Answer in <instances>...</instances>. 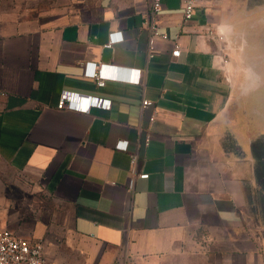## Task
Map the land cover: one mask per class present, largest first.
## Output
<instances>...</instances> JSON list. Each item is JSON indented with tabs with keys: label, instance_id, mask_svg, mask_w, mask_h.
I'll return each instance as SVG.
<instances>
[{
	"label": "crops",
	"instance_id": "0c3cea01",
	"mask_svg": "<svg viewBox=\"0 0 264 264\" xmlns=\"http://www.w3.org/2000/svg\"><path fill=\"white\" fill-rule=\"evenodd\" d=\"M15 1L0 16V164L25 182L0 174V230L40 242L48 264H264V82L236 98L217 36L222 22L254 30L264 9L200 0L183 23L180 0H164L168 38L150 57L151 0ZM86 62L142 84L98 87ZM63 91L110 108L58 110Z\"/></svg>",
	"mask_w": 264,
	"mask_h": 264
},
{
	"label": "built area",
	"instance_id": "2783aa9c",
	"mask_svg": "<svg viewBox=\"0 0 264 264\" xmlns=\"http://www.w3.org/2000/svg\"><path fill=\"white\" fill-rule=\"evenodd\" d=\"M164 0H151L150 10L148 18L146 20L147 30L149 33V52L150 57H152L154 52V43L157 38L161 40H167L168 36L165 33L159 31V20L158 16L162 11V3ZM200 0H180L182 8V20L183 23L190 21L198 6ZM211 33V32H210ZM212 34V33H211ZM218 36L219 40L222 37ZM122 40V35L120 32L111 33L109 38L108 47H110L114 42ZM178 40V36L176 41ZM180 55V46L178 43L174 44V48L171 51L172 57H178ZM84 76L95 80L98 87H103L106 81L117 80L126 83H131L134 85H141L142 78L140 75V70H132L122 75L118 69L108 66L105 64H97L94 62H86L83 66ZM142 107L151 106L152 103L148 100H142ZM102 108L104 110H109L110 100L99 99L90 96H81L77 93H72L68 91H63L60 93L56 108L58 110H69L76 112L87 113L91 108ZM154 117L150 118L153 121ZM149 140L148 136L145 138L147 143ZM129 143L125 140H120L116 144V148L119 150L126 151ZM131 174L134 175V166L137 162V156L134 152L129 153ZM139 179H147L148 174H139L137 176ZM135 182V177L132 176L128 183V190H132ZM0 264H48L43 257V246L40 242H30L26 239L19 238L15 236L11 231L7 229L0 230Z\"/></svg>",
	"mask_w": 264,
	"mask_h": 264
},
{
	"label": "water",
	"instance_id": "95a60500",
	"mask_svg": "<svg viewBox=\"0 0 264 264\" xmlns=\"http://www.w3.org/2000/svg\"><path fill=\"white\" fill-rule=\"evenodd\" d=\"M262 9H264L263 7H258V11H261ZM233 21V20H232ZM250 23L254 24V30L252 31H247L241 34V36H237L235 35V32L233 31V23L231 24L230 21L229 22H222L221 23V28H217V34L219 36L222 37L223 39V43L224 45L227 47L230 44V39L231 37L232 40H234V42L236 44H239V42H241V44L239 45V47L241 46L242 48L244 46H248L247 41L250 39H257V38H261L262 40H260V42L264 43V13L263 14H258L257 16L252 17V19L249 20ZM224 26H231V32H227V30L224 28ZM258 34V35H257ZM257 36V37H255ZM245 41V43H243L242 41ZM232 43V42H231ZM256 44V42H255ZM251 50L249 54H246L245 51H242L241 57H240V62H242L245 65H252L254 67V71L256 72V74L258 75L259 79L258 82L254 85L251 86V78L244 73L245 76V80L243 81V83L239 86L238 90H237V97L236 98H244L248 95V93L254 89L255 87H259L263 84L264 82V53L259 52L258 53V49L255 45H251ZM241 49V48H240Z\"/></svg>",
	"mask_w": 264,
	"mask_h": 264
},
{
	"label": "rangeland",
	"instance_id": "374dc122",
	"mask_svg": "<svg viewBox=\"0 0 264 264\" xmlns=\"http://www.w3.org/2000/svg\"><path fill=\"white\" fill-rule=\"evenodd\" d=\"M250 3V6L252 5H258V7H263L264 8V0H249L248 4ZM16 4L15 0H0V16L1 17H5V18H14L16 16L11 14V10L13 9V5ZM216 6V5H215ZM246 22V21H244ZM244 22H241L242 24H244ZM221 25V24H220ZM224 27H229L231 28V26H224ZM264 33V31H263ZM233 37H231L230 39V44L225 48H226V52L225 54H223L222 56V62L225 65L229 64V59H230V55L232 56L233 60L235 61L236 67H237V78L235 79L237 87L239 88V86L243 83V81L245 80V76L244 73H246L250 78H251V86L256 84L258 81H254L252 79V75H256L257 76V80L259 79L258 75L256 74V72L254 71V67L252 65H245L242 62H240V57L242 54V51L244 50L246 54L250 53L251 50V45H255L258 49V53L262 52L264 53V43L260 42L261 38H257V39H250L247 41L248 46H244L243 48L239 45L241 44V42H239V44H236L234 42V40H232ZM232 42V43H231ZM243 43H245V41H242ZM256 42V44H255ZM241 48V49H240ZM244 72V73H243ZM0 174L2 175L1 177L5 180H9V179H15L18 181L19 186H21L25 180L23 177L21 176H14L11 172H9L8 169H6L2 164H0Z\"/></svg>",
	"mask_w": 264,
	"mask_h": 264
},
{
	"label": "bare ground",
	"instance_id": "6f19581e",
	"mask_svg": "<svg viewBox=\"0 0 264 264\" xmlns=\"http://www.w3.org/2000/svg\"><path fill=\"white\" fill-rule=\"evenodd\" d=\"M224 28L227 30V32H230V28H229V27H224ZM251 77H252V79H253V82H254V81H255V82L258 81V80H257V76H256L255 74L252 75Z\"/></svg>",
	"mask_w": 264,
	"mask_h": 264
}]
</instances>
